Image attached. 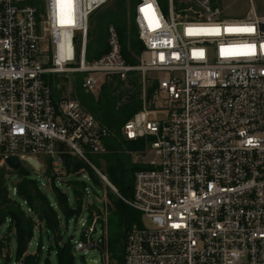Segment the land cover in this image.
<instances>
[{
  "label": "built area",
  "instance_id": "obj_1",
  "mask_svg": "<svg viewBox=\"0 0 264 264\" xmlns=\"http://www.w3.org/2000/svg\"><path fill=\"white\" fill-rule=\"evenodd\" d=\"M42 1L0 0V162L18 156L44 187L54 176L63 187L71 153L118 192L91 160L106 151L110 129L52 75L84 73V89L97 93L105 76L138 71L142 108L122 130L145 139L150 158L125 199L143 225L128 233L124 264H264V14L255 1L250 15L223 18L213 0H190L197 9L183 16L174 0L167 14L159 0H136L145 45L137 64L123 56L114 25L109 50L87 59L91 14L112 0H62L61 9ZM82 225L75 252L101 248L107 264L100 215Z\"/></svg>",
  "mask_w": 264,
  "mask_h": 264
},
{
  "label": "trees",
  "instance_id": "obj_2",
  "mask_svg": "<svg viewBox=\"0 0 264 264\" xmlns=\"http://www.w3.org/2000/svg\"><path fill=\"white\" fill-rule=\"evenodd\" d=\"M25 3L43 7L42 0H25ZM135 3L136 0H114L115 7L103 8L104 5L91 14L87 41L88 61H93L109 50V27L114 25L126 61L130 64L139 63L145 45L139 38L134 21ZM174 4L181 16L188 11L195 13L197 9L196 5L182 0H174ZM83 77L84 73H79L74 81L73 97L78 98L82 105L111 131L105 141L106 151L92 154L91 160L118 189V192H115L106 184L109 201L104 209L96 204H89L88 219L95 213L100 215V222L105 228L103 246L116 264H124L128 233L134 226L143 225L141 211L125 199L133 196L136 172L149 168L148 165L132 158L134 151L146 149L145 139H126L122 130L124 124L142 108V74L132 71L125 78L118 74L107 75L97 93L84 89ZM152 91L153 86H150L149 96ZM123 151L127 158L123 157ZM84 172H88L97 185L105 184L85 161L66 153L65 173L61 175L72 176L64 179L73 191L72 202L69 194L57 183L56 176L52 177L49 187H44L39 179L32 176V169L25 165H21L18 170L0 166V254L4 258L3 264H11L10 249L13 236L17 242L15 264H43L42 235L45 232L51 240L48 250L55 249L58 264H77L73 237L65 238L63 222H68L72 217L79 218L83 213L88 187L87 181L81 177ZM47 173H51V168ZM13 178H16V181ZM13 186L17 187L15 195L12 192ZM23 201L27 203L24 204ZM28 207L31 211L27 210ZM38 233L40 241L37 248L31 251L30 244ZM45 264H52L49 257L46 258Z\"/></svg>",
  "mask_w": 264,
  "mask_h": 264
},
{
  "label": "rangeland",
  "instance_id": "obj_3",
  "mask_svg": "<svg viewBox=\"0 0 264 264\" xmlns=\"http://www.w3.org/2000/svg\"><path fill=\"white\" fill-rule=\"evenodd\" d=\"M61 2L58 3L59 9L63 7L64 5ZM185 2L191 3L190 0H182ZM255 5L257 7L258 13L264 14V0H254ZM160 5L164 12L167 14L169 9V0H159ZM214 5H220L223 9V18H238V17H244L247 15H250L252 13V4L250 0H213ZM105 7H115L114 0L108 2L103 8ZM63 20L59 18V22H62ZM95 22V21H94ZM93 22V24H94ZM79 73H66V74H55L52 75V79L55 81V83H61L63 86V92L66 93L69 96H75V88H74V81L76 80ZM152 76H149L148 78V86H150L153 83V74H150ZM162 115H159L161 117ZM126 151V150H125ZM123 154L124 158H127V155ZM132 158L134 161H142L145 162L150 158V153H145L144 151L136 150L133 152ZM0 166H7V164L3 161L0 162ZM38 172L32 169V176L34 178H39L40 180H43V177L38 176ZM72 178V177H71ZM13 180L16 181V178H13ZM88 183V189L89 193L86 195V202L84 205L83 213L80 215L79 218L72 217L68 222H63V228L65 232V238L72 236L73 241L75 239L81 238L82 232H83V225L82 221L87 219L89 217V211L88 206L89 204H96L101 209H104L108 199V187L107 183L103 185H97L92 180L87 181ZM64 190L69 194L71 201H74V194L72 189L68 185L63 186ZM145 224L147 226H152V222L150 218L144 219ZM6 229L5 226L3 228ZM97 234L96 236H98ZM42 240L44 243L43 247V257H42V263L45 264V260L47 257L50 258L52 264H58L57 260V253L55 249L49 251V245L51 244V240L48 236V234L45 232L42 235ZM40 241V233H38L35 237V239L30 244V250L34 251L37 248V243ZM16 247L17 242L15 236L12 238L11 242V264H15L17 261L16 259ZM106 255H107V264H116L114 260H112L109 256V251L105 249ZM76 255V263L77 264H105V257L103 250L101 248H93L90 250L89 253L83 254L82 252H75ZM4 263L3 255L0 254V264Z\"/></svg>",
  "mask_w": 264,
  "mask_h": 264
},
{
  "label": "water",
  "instance_id": "obj_4",
  "mask_svg": "<svg viewBox=\"0 0 264 264\" xmlns=\"http://www.w3.org/2000/svg\"><path fill=\"white\" fill-rule=\"evenodd\" d=\"M28 160L34 164L36 167L40 168L41 167V164L40 162L33 158V157H29ZM6 162L8 164V166L11 168V169H14V170H18L21 166V159L18 157V156H9L7 159H6Z\"/></svg>",
  "mask_w": 264,
  "mask_h": 264
}]
</instances>
